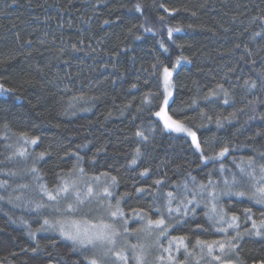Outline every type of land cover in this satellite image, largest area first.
Here are the masks:
<instances>
[{"label": "trees", "instance_id": "16d2710c", "mask_svg": "<svg viewBox=\"0 0 264 264\" xmlns=\"http://www.w3.org/2000/svg\"><path fill=\"white\" fill-rule=\"evenodd\" d=\"M164 67L199 151L155 115ZM262 165L264 0H0L1 264H119L56 232L68 218L163 219L143 264H261Z\"/></svg>", "mask_w": 264, "mask_h": 264}, {"label": "snow or ice", "instance_id": "6c2138e0", "mask_svg": "<svg viewBox=\"0 0 264 264\" xmlns=\"http://www.w3.org/2000/svg\"><path fill=\"white\" fill-rule=\"evenodd\" d=\"M139 5H137V11H139ZM146 31H151V29H146ZM176 31H179V29H176ZM172 30H169V37H171ZM177 64H179V61H177ZM172 71L169 70L168 67H164L163 69V83H164V90H165V95L164 99L162 101V106L158 112L155 113L157 117H160L164 121V125L166 128L171 129L176 132H187V134L192 138V143L195 145L197 149L200 148V144L197 141L196 133L189 131L183 124L180 122L173 120L171 116L168 115L167 113V106L169 103V97L172 95V93L169 91V88L171 87V77H172ZM255 87V85H253ZM227 102V101H225ZM36 141L33 140L32 143H35ZM228 151L227 148H224L221 152L220 155L223 156L226 152ZM23 154V153H21ZM133 163H135V160H133ZM262 171H264V165L261 166ZM113 180L115 178L113 177ZM61 191L67 192L68 191V186L65 185ZM92 189L89 188V193H91ZM105 193L107 195L111 196L112 193L108 192L107 189H104ZM258 192L260 193L261 199L258 200V203H264V187H261L258 189ZM171 195V194H169ZM239 195H244V193H239ZM50 199H56L55 196H50ZM112 205H109V215L115 219L118 217H123L124 213L121 211L119 207V201H117L115 207V210L112 209ZM69 210H73V205H69ZM143 219V217H141ZM236 217H233V220H235ZM47 223V221H45ZM87 222H85L86 224ZM127 223V221H125ZM148 227L152 228L154 227H161L164 225L165 221L163 219L159 220H148ZM262 225H264V222H262ZM256 224L253 223V229H256ZM95 229H99V231H94ZM124 232H128L127 228H124ZM61 234L69 239L72 240L74 243H78L82 246L88 247L91 246L93 248L97 247V245H114L116 243L115 237L119 235V233L116 231L115 227L113 224H101V225H91V226H81L79 222H73L72 227L69 230H65L63 227H61ZM161 234H166V230L162 232ZM255 235L261 236L264 235L261 231L257 230L255 232ZM183 240L181 239V243ZM197 243H204L201 241H197ZM214 243H219V242H214ZM231 247L235 248L236 245H230ZM133 250L137 248V245H131ZM219 247L221 251L225 249L224 244H219ZM108 251H111V248L108 249ZM167 251V249H166ZM107 254V253H105ZM208 254H212V245H208ZM117 259L125 261V264L129 257L122 255L121 253H115ZM137 264H143V261L139 255L135 257ZM215 259L219 260L220 257H215ZM89 264H99L98 260L93 258L89 261ZM261 264H264V262H261Z\"/></svg>", "mask_w": 264, "mask_h": 264}, {"label": "rangeland", "instance_id": "374dc122", "mask_svg": "<svg viewBox=\"0 0 264 264\" xmlns=\"http://www.w3.org/2000/svg\"><path fill=\"white\" fill-rule=\"evenodd\" d=\"M169 91H170V88H169ZM163 123H164V121H163ZM186 128L189 131H192L188 127H186ZM169 130H171V129H169ZM173 132H176V131H173ZM176 133L187 136L192 142V138L187 134V132H176ZM193 146L195 147L194 144H193ZM195 149H197V148L195 147ZM197 150L199 151V149H197ZM90 183H92L94 185V182H90ZM80 184L81 183L79 182V184H78L79 187H80ZM92 184H88V185L84 186L83 191L88 194L89 188L93 189ZM69 186H70V188H74V183L71 182ZM262 187H264V184ZM62 188H63V185H62V187H59L58 189H56V193L58 195H60L61 192H63V191H61ZM97 194L100 195L101 193H97ZM253 197L257 200L261 199V196H260V193L258 192V190L253 193ZM95 207H96L97 211H99V209H100V212H103V214H105L106 216H107V214H109V204L105 205V204H102L99 202L95 205ZM111 210H115V207H113ZM95 213H98V212H95ZM74 221L79 222L82 227L83 226H91V225H101V224H113L114 225L116 231L119 233V235H117L115 237L116 243L114 245H108V244L97 245V247L94 248L96 250L97 254L103 257V260L109 259V263H113V262H119V264L123 263L122 260L117 259L115 253H121L122 255L126 256L128 251H131V256L134 259L137 255H139L141 257L142 261L146 260L150 256V253L155 251V240H152L151 238L155 237V235L158 233L160 234V230H159L160 227L157 228V227L153 226L152 228H149L148 223L146 221L142 222L140 229L136 233H134L135 231L131 232L130 223H128V222L125 223V221L121 220V219H118L116 221V223H112V222H105V221L89 222L87 220H78V219H71L70 220V218H68V220H58L56 227H55V231L58 232L63 238H65L61 234V227H63L67 231L72 227V224ZM85 222H87V223L85 224ZM124 228H127L128 232H124ZM257 229L258 230L264 229V225L263 226H261V225L257 226ZM94 231H99V229H95ZM65 239H67V238H65ZM131 239H134L133 240L134 243L130 241ZM67 240H69V239H67ZM70 241L73 242L72 240H70ZM131 245H137V248L135 250H133ZM88 247H91V246H88ZM109 248H111V251H108ZM105 253H107V254H105ZM135 261H136V259H135ZM221 264H232V263H221Z\"/></svg>", "mask_w": 264, "mask_h": 264}]
</instances>
